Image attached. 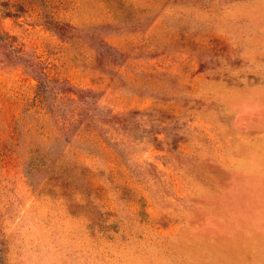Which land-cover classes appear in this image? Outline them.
<instances>
[{
  "label": "rangeland",
  "instance_id": "rangeland-1",
  "mask_svg": "<svg viewBox=\"0 0 264 264\" xmlns=\"http://www.w3.org/2000/svg\"><path fill=\"white\" fill-rule=\"evenodd\" d=\"M0 264H264V0H0Z\"/></svg>",
  "mask_w": 264,
  "mask_h": 264
}]
</instances>
